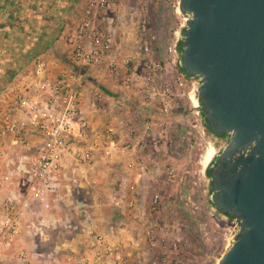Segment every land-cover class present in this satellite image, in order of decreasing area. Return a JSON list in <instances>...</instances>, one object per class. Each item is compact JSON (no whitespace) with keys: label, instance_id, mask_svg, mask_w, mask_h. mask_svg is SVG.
<instances>
[{"label":"built area","instance_id":"built-area-1","mask_svg":"<svg viewBox=\"0 0 264 264\" xmlns=\"http://www.w3.org/2000/svg\"><path fill=\"white\" fill-rule=\"evenodd\" d=\"M153 4L164 6L171 17L180 19L162 48L157 45L158 31L150 18ZM179 6V0H89L83 20L68 36L80 72L52 79L45 75L44 63L37 62L34 80L7 100L0 99V264L13 239L31 234L28 215L32 203L48 207L50 196L60 187L58 173L65 161L77 167L90 166L99 149L103 163L114 160L126 171L146 176L157 164L154 151L169 155L185 145L195 148L197 141L188 137L201 136L205 124L197 101L200 82L188 78L180 68L182 30L190 15L183 14ZM110 8L117 21L108 28L103 23ZM132 22L139 50L119 55L115 32L132 27ZM84 69L103 70L118 85L116 94L95 89L90 113L83 103ZM91 113L117 121V116H122L117 124L108 123L103 132L107 142L102 145L92 142ZM31 137L41 140L38 154L34 158L19 154L14 159L12 149L29 148ZM162 203L161 193H155L152 210L160 209ZM128 207L134 208L135 201ZM45 224L42 220L34 230L41 231ZM156 232L152 225L145 229V258L138 263L119 253L105 236L98 238L100 250L95 257L99 264H185L181 246L167 244ZM13 259L33 264L26 249L19 248ZM87 261L84 258L79 264Z\"/></svg>","mask_w":264,"mask_h":264},{"label":"crops","instance_id":"crops-1","mask_svg":"<svg viewBox=\"0 0 264 264\" xmlns=\"http://www.w3.org/2000/svg\"><path fill=\"white\" fill-rule=\"evenodd\" d=\"M88 2L0 0V99L7 100L34 80L37 62L44 63L45 75L52 79L62 73L80 72L73 62L68 36L83 20ZM159 6L154 4L162 12ZM106 18L104 27L109 28L117 21L111 8ZM131 26L115 32V49L119 55L135 54L139 50L135 23L132 22ZM81 73L83 103L89 113L95 89L117 93V83L103 70L84 69ZM89 116L91 139L97 145L107 142L103 132L109 122L117 124L122 121V116H117L118 121L92 113ZM40 142L38 137H31L29 148L12 149L11 155L27 154L34 158ZM98 150L90 166L82 164L77 167L70 160L65 161L64 168L58 173L60 187L50 196L48 207L32 203L28 215L32 232L9 243L3 264H19L13 259L19 248L27 250L33 264H79L84 258L88 259L85 264H99L95 254L100 250V236L110 239L119 253L134 262L145 258L146 212L138 206L145 197L140 188L145 184V175L128 172L114 160L103 163ZM94 180L98 184L94 185ZM132 200L135 207L129 208L128 203ZM42 220L46 224L41 231H35ZM128 228L132 230L131 234L126 233Z\"/></svg>","mask_w":264,"mask_h":264},{"label":"water","instance_id":"water-1","mask_svg":"<svg viewBox=\"0 0 264 264\" xmlns=\"http://www.w3.org/2000/svg\"><path fill=\"white\" fill-rule=\"evenodd\" d=\"M180 68L200 85L206 128L228 143L207 169L210 201L238 231L217 264H264V0H179Z\"/></svg>","mask_w":264,"mask_h":264},{"label":"rangeland","instance_id":"rangeland-1","mask_svg":"<svg viewBox=\"0 0 264 264\" xmlns=\"http://www.w3.org/2000/svg\"><path fill=\"white\" fill-rule=\"evenodd\" d=\"M151 7L150 18L159 30L157 45L162 48L180 19L171 17L162 5L159 6L162 12L154 4ZM203 131L201 136L188 137L197 141L193 149L185 145L178 153L171 150L167 156L154 151L153 160L157 164L140 186L145 197L138 206L146 212L145 229L152 225L167 244L177 242L185 264H217L232 246L238 231L236 223L222 216L212 205L207 174L208 167L229 139L213 135L205 125ZM170 155L174 157H168ZM157 192L161 193L163 203L160 209L152 210L151 202Z\"/></svg>","mask_w":264,"mask_h":264},{"label":"bare ground","instance_id":"bare-ground-1","mask_svg":"<svg viewBox=\"0 0 264 264\" xmlns=\"http://www.w3.org/2000/svg\"><path fill=\"white\" fill-rule=\"evenodd\" d=\"M207 166V165H206ZM206 166H204V167H206Z\"/></svg>","mask_w":264,"mask_h":264},{"label":"trees","instance_id":"trees-1","mask_svg":"<svg viewBox=\"0 0 264 264\" xmlns=\"http://www.w3.org/2000/svg\"><path fill=\"white\" fill-rule=\"evenodd\" d=\"M158 33H159V30H158Z\"/></svg>","mask_w":264,"mask_h":264}]
</instances>
